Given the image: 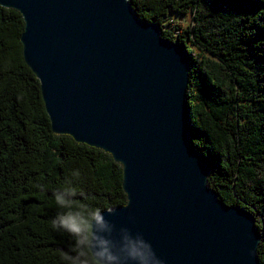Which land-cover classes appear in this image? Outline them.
<instances>
[{"label":"water","instance_id":"95a60500","mask_svg":"<svg viewBox=\"0 0 264 264\" xmlns=\"http://www.w3.org/2000/svg\"><path fill=\"white\" fill-rule=\"evenodd\" d=\"M19 12L24 60L52 131L123 168L126 205L97 234L150 243L153 264H260L255 216L209 186L187 125L190 54L130 0H0ZM114 225V227H113Z\"/></svg>","mask_w":264,"mask_h":264},{"label":"trees","instance_id":"16d2710c","mask_svg":"<svg viewBox=\"0 0 264 264\" xmlns=\"http://www.w3.org/2000/svg\"><path fill=\"white\" fill-rule=\"evenodd\" d=\"M136 15L190 54L187 125L211 167L209 186L257 221L264 264V0H130ZM191 16L190 23L186 17ZM25 23L0 5V264H71L84 257L52 227L54 193L104 211L126 205L110 154L56 135L24 60ZM78 172L79 175H73ZM83 195H79V194Z\"/></svg>","mask_w":264,"mask_h":264},{"label":"clouds","instance_id":"9594fccd","mask_svg":"<svg viewBox=\"0 0 264 264\" xmlns=\"http://www.w3.org/2000/svg\"><path fill=\"white\" fill-rule=\"evenodd\" d=\"M73 175H79L78 172ZM54 193L57 206L62 209L52 220V227L56 231L67 233L74 241V247L80 249L83 259L69 257L71 264H153L158 260L154 249L141 236L139 239L130 233L120 242L109 240L97 234V227H105L111 221L105 219L103 210L93 208L83 202L77 203L72 199L78 193L71 187ZM79 195H83L82 193ZM107 213L114 215L115 210L108 208ZM114 227V225H113Z\"/></svg>","mask_w":264,"mask_h":264},{"label":"rangeland","instance_id":"374dc122","mask_svg":"<svg viewBox=\"0 0 264 264\" xmlns=\"http://www.w3.org/2000/svg\"><path fill=\"white\" fill-rule=\"evenodd\" d=\"M191 19H192L191 16L186 17L185 19L186 23H190V21H192Z\"/></svg>","mask_w":264,"mask_h":264}]
</instances>
